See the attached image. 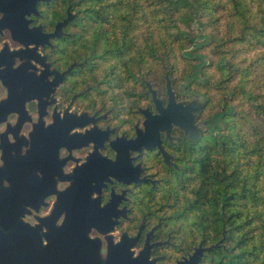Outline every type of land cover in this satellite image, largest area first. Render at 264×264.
Returning <instances> with one entry per match:
<instances>
[{
  "label": "flooded vegetation",
  "instance_id": "1",
  "mask_svg": "<svg viewBox=\"0 0 264 264\" xmlns=\"http://www.w3.org/2000/svg\"><path fill=\"white\" fill-rule=\"evenodd\" d=\"M96 17L85 0H0V239L26 249L35 228L45 251L0 264H224L219 204L180 186L231 96L209 85L205 54L184 50L194 61L176 71Z\"/></svg>",
  "mask_w": 264,
  "mask_h": 264
},
{
  "label": "trees",
  "instance_id": "2",
  "mask_svg": "<svg viewBox=\"0 0 264 264\" xmlns=\"http://www.w3.org/2000/svg\"><path fill=\"white\" fill-rule=\"evenodd\" d=\"M85 4L97 15L96 21L109 19L116 22L113 31L126 33L141 21L147 33L174 15L171 32L177 47L191 45L198 53L212 52V60L216 56L225 83L221 94L230 95L231 102L236 98V110L225 119L220 134L204 146L191 191L194 204L214 208L219 204L228 228L224 264H264V0H87ZM200 36L201 41L196 39ZM218 79L213 80L219 83Z\"/></svg>",
  "mask_w": 264,
  "mask_h": 264
},
{
  "label": "rangeland",
  "instance_id": "3",
  "mask_svg": "<svg viewBox=\"0 0 264 264\" xmlns=\"http://www.w3.org/2000/svg\"><path fill=\"white\" fill-rule=\"evenodd\" d=\"M87 0H85L86 2ZM161 16V15H160ZM173 18H171L168 22H166L165 20L162 21L161 23L158 22V24H161L162 26L159 28L156 29H153L152 31H147V33H145V30L142 29V26H144L146 23L143 21L141 22H135V26H134V29H132V32L130 33H127L128 34V37L131 38V36L133 35L134 38H135V41H136V38L138 39V42H140V39H142V45L143 46H147L148 48H145L144 49V57L143 59L146 60L147 57L149 60H156L158 61L160 64H162V61H161V58H156V57H151V55H154L156 52L157 53H163L164 50H166L165 52L169 51L170 54H173L175 55V65H176V71L179 69V67L183 66V62H186V70H188V66H189V62L191 61H194V59L192 58H189V57H185L182 52L184 50H190V51H194L193 48H191L192 46L191 45H188V46H182V47H177L175 45V35H174V32L172 31L171 32V27H172V24L173 21H174V18L175 16L172 15ZM155 22H153L152 24H154ZM146 35V37H145ZM163 36V39H164V42L166 44H163L161 45V43L163 42V39L160 38L161 36ZM197 40L201 41L203 38L200 36V37H197L196 38ZM144 42H150V43H153L151 46L153 47H150L149 48V45L148 44H144ZM135 43V42H134ZM169 47V48H168ZM208 50V47H206V52ZM200 51H203V49H200ZM204 52V51H203ZM209 54V55H208ZM207 55H205V58H204V62L208 61L207 64L205 65V75H206V79L208 80V83L209 85H211L213 79H218L220 78V70L218 68V61L216 56L214 55V58L212 60V52H208ZM161 66V65H160ZM229 72H227L228 74ZM222 79L224 80V78H220V80L218 79L220 85H223L225 83L222 82ZM184 81V79H183ZM222 88L221 86H219V88H217V91H215L216 93L221 94L222 93ZM219 89V90H218ZM237 104V100L236 98L233 99V103ZM224 129V127H223ZM221 129V131L223 130ZM197 177L196 175L195 176H191V178L189 180H187V184L184 186V187H181L180 186V189L185 191V194L187 196V198L190 199V201L194 204V196L192 195V191H191V187H192V184H193V180L194 178ZM196 180V179H195ZM197 205V204H196Z\"/></svg>",
  "mask_w": 264,
  "mask_h": 264
},
{
  "label": "water",
  "instance_id": "4",
  "mask_svg": "<svg viewBox=\"0 0 264 264\" xmlns=\"http://www.w3.org/2000/svg\"><path fill=\"white\" fill-rule=\"evenodd\" d=\"M169 89V93H170V109L172 112V115L174 116V120L176 123H180V104L176 103L174 101V97H173V91L170 89V87H168ZM168 110V109H167ZM160 111L163 112L164 109L160 108ZM184 124V122H181V124ZM188 124H192L191 120L189 119ZM40 233L38 230H36L35 228H32V233H31V244L26 245V249L24 248V244L23 243H16L15 245H11L10 243H8V238L7 239H0V253H9V252H15V253H24L25 250L30 251L33 255H42L45 251H44V245L41 243L40 241ZM21 244V245H19ZM16 246V248H15ZM190 260L194 263H197L198 260V254L197 252L193 253L192 255H190ZM50 259V258H48ZM40 260H33V262L38 263Z\"/></svg>",
  "mask_w": 264,
  "mask_h": 264
}]
</instances>
